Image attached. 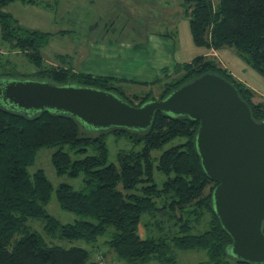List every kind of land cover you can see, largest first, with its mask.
Segmentation results:
<instances>
[{"label":"trees","instance_id":"1","mask_svg":"<svg viewBox=\"0 0 264 264\" xmlns=\"http://www.w3.org/2000/svg\"><path fill=\"white\" fill-rule=\"evenodd\" d=\"M15 1L37 4V0H0V45L27 56L34 71L3 69L0 81L32 77L96 87L140 106L156 98L152 93L131 96L122 83L162 84L160 100L205 73H215L238 89L256 121H264V102L254 101L255 91L207 54L176 62L172 69L165 67L164 76L153 82L74 71L70 55L66 64L47 65L43 49L54 34L18 23L5 10ZM182 1L196 46L235 48L264 77V0ZM59 57L63 61L65 55ZM199 126V120L187 115L157 111L145 130L95 129L64 112L24 110L0 98V264H104L94 258L102 241L124 264H175L176 248L205 251L208 259L198 264H251L232 254L233 239L215 211L213 190L218 183L201 163ZM110 136L130 143L118 150L117 162L109 161ZM170 142L158 158L153 156ZM44 147L55 148L51 161L58 175H83L80 189L69 183L56 189L61 208L82 218L64 223L47 211L53 185L42 169L29 171ZM156 171L164 174L161 184ZM206 213L207 227L196 232L193 223L200 224ZM32 219H40L49 236L83 240L92 250L47 242L29 222ZM142 224L147 228L145 238L139 231Z\"/></svg>","mask_w":264,"mask_h":264},{"label":"rangeland","instance_id":"2","mask_svg":"<svg viewBox=\"0 0 264 264\" xmlns=\"http://www.w3.org/2000/svg\"><path fill=\"white\" fill-rule=\"evenodd\" d=\"M5 10L24 26L54 34L43 49L47 65L66 64V56L70 55L74 71L153 82L164 76L165 67L172 69L176 62L190 61L198 55L207 54L251 87L255 91V102H264V77L246 64L235 48L208 50L193 43L190 17L182 0H37V4L15 1L7 5ZM156 45H159V50ZM0 54L3 56L0 58V71L12 68L24 73L34 71V65L23 53L10 51L0 45ZM59 55H65L63 61ZM6 56L11 63L7 62ZM91 68L93 70H88ZM27 78L32 79L15 77L6 81ZM121 86L131 96L152 93L151 97L158 99L163 85L122 83ZM172 144L167 143L163 149L153 151V156L158 158ZM108 146L109 161L117 162L118 150L129 148L130 143L110 136ZM54 150L50 147L41 148L29 171L42 169L53 185L51 199L46 205L47 211L64 223L73 222L82 216L61 208L56 189L60 183H69L80 189L83 175L78 178L58 175L51 161ZM156 179L161 184L165 179L164 174L156 171ZM210 190L211 186L206 189V193ZM208 221L209 215L206 213L200 224L193 223L195 231H203ZM29 222L51 244L64 247L80 245L92 250L91 244L83 240L69 241L49 236L40 219ZM146 229L143 224L140 225L142 238L146 236ZM99 245L95 260L104 264H124L103 241ZM174 253L175 264H198L208 259L205 251L176 248Z\"/></svg>","mask_w":264,"mask_h":264},{"label":"water","instance_id":"3","mask_svg":"<svg viewBox=\"0 0 264 264\" xmlns=\"http://www.w3.org/2000/svg\"><path fill=\"white\" fill-rule=\"evenodd\" d=\"M0 98L24 110L64 112L95 129L145 130L157 111L199 120L197 149L205 172L218 183L214 208L233 239L231 252L264 264V121L253 118L224 77L205 73L140 106L105 89L35 79L0 81Z\"/></svg>","mask_w":264,"mask_h":264},{"label":"crops","instance_id":"4","mask_svg":"<svg viewBox=\"0 0 264 264\" xmlns=\"http://www.w3.org/2000/svg\"><path fill=\"white\" fill-rule=\"evenodd\" d=\"M154 45V44H153ZM159 45H156V47H157V50H159V47H158ZM109 65H112V64H109ZM95 69H102V68H95ZM88 70H93L92 68L91 69H88ZM113 76V75H112ZM161 78V77H160ZM145 81H147V80H145Z\"/></svg>","mask_w":264,"mask_h":264}]
</instances>
